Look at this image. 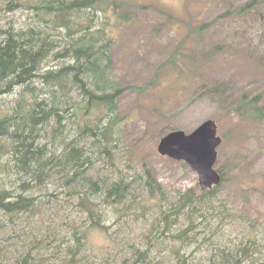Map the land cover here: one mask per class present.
I'll use <instances>...</instances> for the list:
<instances>
[{
  "label": "trees",
  "instance_id": "obj_1",
  "mask_svg": "<svg viewBox=\"0 0 264 264\" xmlns=\"http://www.w3.org/2000/svg\"><path fill=\"white\" fill-rule=\"evenodd\" d=\"M4 2V11H27L30 18L0 27V230L40 211L43 198L54 195L55 188L76 199L81 219L72 221L64 235L50 228L35 234L12 261L0 264H157L161 258L156 260L152 250L164 252L167 236L174 242L164 255L167 264H264L263 238L256 232L230 234L226 221L235 213L224 200L215 204L210 199L228 181L222 168L219 185L189 189L180 194L176 208L153 217L144 241L130 244V255L115 262L86 252L91 230L110 234L111 215L134 214L131 182L122 175L103 178L91 172L97 163L114 160L123 118L116 106L123 89L112 74L114 37L107 31L114 25L112 16L118 23L131 21L132 10L117 12L116 5L126 4L114 1L109 7V0ZM262 4L249 0L241 11ZM205 26L190 28L189 34L201 35ZM176 64L184 73L185 63ZM242 101L239 110L264 114ZM247 102H256L255 97ZM151 169L139 178L142 190L162 198L164 190ZM194 244L209 254L186 250Z\"/></svg>",
  "mask_w": 264,
  "mask_h": 264
},
{
  "label": "rangeland",
  "instance_id": "obj_2",
  "mask_svg": "<svg viewBox=\"0 0 264 264\" xmlns=\"http://www.w3.org/2000/svg\"><path fill=\"white\" fill-rule=\"evenodd\" d=\"M114 1L126 4L116 5L117 12L132 10L131 21L118 23L112 16L114 25L107 31L114 37L110 59L115 83L123 89L116 106L123 118L112 165L97 163L91 172L131 182L134 214L111 215L110 234L91 230L86 252L115 262L130 255V244L144 241L153 217L176 208L181 193L200 190L197 173L183 161L158 154L157 146L167 131L189 133L207 119L217 122L222 139L214 168L228 171V181L210 199L224 200L235 213L226 221L230 234L256 232L264 240V114L237 108L243 99L264 113V4L241 11L249 0H109V7ZM4 4L0 0V27L30 18L27 11H4ZM202 25L201 35L189 34ZM182 61L184 73H179L174 67ZM253 97L256 102L248 103ZM147 168L154 170L162 198L142 190L139 178ZM60 191L55 188L54 195L43 198L40 211L0 230V261H12L35 234L50 228L64 235L72 221H80L76 199ZM176 217L179 223L185 220ZM163 243L164 252L152 250L156 260L161 258L157 264H167L164 255L174 244L168 236ZM186 250L210 252L196 244Z\"/></svg>",
  "mask_w": 264,
  "mask_h": 264
},
{
  "label": "water",
  "instance_id": "obj_3",
  "mask_svg": "<svg viewBox=\"0 0 264 264\" xmlns=\"http://www.w3.org/2000/svg\"><path fill=\"white\" fill-rule=\"evenodd\" d=\"M158 142L159 154L184 160L197 172L201 189H210L213 185L219 184L220 175L213 168V163L216 161V148L221 139L217 135L214 120H205L189 134L174 129Z\"/></svg>",
  "mask_w": 264,
  "mask_h": 264
},
{
  "label": "bare ground",
  "instance_id": "obj_4",
  "mask_svg": "<svg viewBox=\"0 0 264 264\" xmlns=\"http://www.w3.org/2000/svg\"><path fill=\"white\" fill-rule=\"evenodd\" d=\"M43 142V141H42ZM44 142H46V141H44ZM153 252V251H152Z\"/></svg>",
  "mask_w": 264,
  "mask_h": 264
}]
</instances>
